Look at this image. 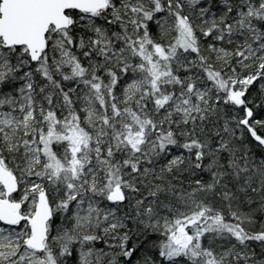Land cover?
I'll list each match as a JSON object with an SVG mask.
<instances>
[{
	"label": "snow or ice",
	"instance_id": "1",
	"mask_svg": "<svg viewBox=\"0 0 264 264\" xmlns=\"http://www.w3.org/2000/svg\"><path fill=\"white\" fill-rule=\"evenodd\" d=\"M0 264H264V0H0Z\"/></svg>",
	"mask_w": 264,
	"mask_h": 264
}]
</instances>
